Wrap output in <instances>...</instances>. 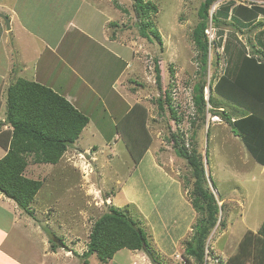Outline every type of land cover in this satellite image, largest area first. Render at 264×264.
Returning <instances> with one entry per match:
<instances>
[{
  "label": "rangeland",
  "instance_id": "1",
  "mask_svg": "<svg viewBox=\"0 0 264 264\" xmlns=\"http://www.w3.org/2000/svg\"><path fill=\"white\" fill-rule=\"evenodd\" d=\"M28 1L36 3L39 0ZM52 1L46 0V3H50L53 10L39 16L37 24L52 23L56 19L54 14L58 10L51 5ZM102 1L108 2L114 9L111 13L107 12L115 21L113 25L110 22L105 24V43H109L107 38L123 41L129 44L130 50H126L125 45L113 47L117 55L123 54V58L115 59L112 65L106 66L108 75L97 81L99 92L96 88H93L94 91L89 88L81 90L80 110L90 117L82 138L57 163H36L32 161V156L29 158L33 166L29 165L26 171L29 168L33 170L44 184L36 200L37 221L46 223V227L54 231L64 245H72L70 239H78L86 243L87 250L95 221L115 205L145 230L160 262L198 264L194 258L190 261L182 259L185 242L191 238L194 226L202 215L192 204L191 168L176 153L170 141V131L178 130L191 149L196 128L192 124L196 117L193 87L200 78L199 51L193 40V30L199 22V8L205 0H150L159 8L152 18L162 35L163 49L157 41L151 42L140 34L133 0ZM229 1L216 0L211 13L220 10L221 5ZM234 1L237 4L264 5V0ZM13 2L15 0H0V4L5 5ZM88 2L98 4L101 0ZM14 7L22 18L26 17V0H16ZM123 8L130 13L126 14ZM6 10L10 12L9 8ZM36 10L38 14L40 10ZM221 17H226V13L221 11ZM114 23H118L119 28ZM45 26L48 27L46 24L42 27ZM234 30V27L217 30L211 26L207 33L213 41L234 33ZM258 30L259 27L249 29L244 26L242 32L236 30V37H232L251 51L252 45L256 44ZM115 31L117 36L112 38ZM14 54L18 51L14 50ZM155 59H159L163 87L170 90L172 103L180 115L179 121L173 118L167 107L164 111L158 107L160 91L155 82ZM209 59L210 81L224 72L227 55L223 47L213 44ZM127 63L130 64L128 67L132 65L128 69L125 66ZM14 82L13 77H8L0 87L1 101ZM205 92L208 97L209 87ZM221 103L227 104L224 105L226 110L233 112L227 101ZM134 105L147 108V127L153 138L139 162L128 149L129 138L117 127ZM5 109L0 114V122L6 119ZM4 128L5 125L0 132ZM133 132L138 133L136 130ZM197 140L204 155L208 150L207 185L219 204L224 205L220 213L222 224L212 230L207 240V247L210 246L204 264H228L244 234L248 230L257 231L264 221V166L254 160L241 138L220 115L208 113L204 126L197 133ZM70 235L73 238H69ZM118 252L115 256L121 250ZM91 256L97 257L96 254ZM82 258L85 259L83 255ZM79 259L77 257V261ZM119 262L115 264L123 263Z\"/></svg>",
  "mask_w": 264,
  "mask_h": 264
},
{
  "label": "trees",
  "instance_id": "2",
  "mask_svg": "<svg viewBox=\"0 0 264 264\" xmlns=\"http://www.w3.org/2000/svg\"><path fill=\"white\" fill-rule=\"evenodd\" d=\"M215 1L205 0L201 4L200 19L193 30V40L199 51L200 78L193 87L196 117L192 124L196 128L191 149L178 130L170 131V141L176 153L191 168L192 204L202 215L194 226L191 238L185 242L183 255L184 260L194 258L198 264L207 262L210 246L207 247V240L212 230L222 224L220 213L224 206L219 204L207 185L208 150L204 155L197 140V133L204 126L208 113L222 116L244 142L254 160L264 166V5L237 4L231 0L211 13ZM133 9L140 34L151 42L157 41L163 49L162 35L152 18L159 12L158 6L150 0H133ZM221 11L226 13V17H221ZM211 26L217 30L228 27L235 30L226 37L220 36L211 41L207 33ZM244 26L249 29L259 27L256 44L252 45L251 51L232 37H236V30L242 32ZM213 44L223 47L227 65L220 76L209 81V55ZM155 61V82L160 91L158 107L161 111L167 107L173 118L179 121L180 115L172 103L170 90L163 87L159 59ZM207 87L210 89L208 97L205 92ZM221 99L231 105L233 112L226 110L224 105L227 104L221 103ZM147 119V108L134 105L117 123L118 131L129 138V144H126L136 162L141 161L153 140ZM89 122L88 115L53 88L38 81L17 79L7 92L5 124L10 127L0 132V145L8 149L0 159V193L16 201L28 214H33L31 203L43 181L26 176L29 158L32 156V161L36 163H57ZM134 130L138 133L135 134ZM89 237L88 249L83 254L85 261L96 254L102 264H107L122 249L150 251L159 260L145 230L115 205L95 221ZM228 264H264V221L257 231L248 230L244 234Z\"/></svg>",
  "mask_w": 264,
  "mask_h": 264
},
{
  "label": "crops",
  "instance_id": "3",
  "mask_svg": "<svg viewBox=\"0 0 264 264\" xmlns=\"http://www.w3.org/2000/svg\"><path fill=\"white\" fill-rule=\"evenodd\" d=\"M14 3L16 0L10 5L0 4V13L9 18L11 25V29H8L5 20L0 17V87L8 77H13L15 81L19 78L38 81L64 95L80 110L81 90L89 88L94 91L93 88H96V92H99L97 81L108 75V67L115 59L123 58V54L117 55L113 47L125 45L126 50H130L129 44L126 45L123 41L107 38L109 43H105V24L110 22L113 25L115 22L112 21V14H109L114 9L102 0L98 4L88 0H53L51 5L58 10L54 14L56 19L52 23L37 24L39 16L45 11L53 10L50 3L47 4L46 0L36 3L26 0L27 12L24 18L15 10ZM7 7L10 12L6 10ZM36 9L41 12L37 14ZM128 13L130 11L126 12ZM43 24L48 27H42ZM116 25L119 28L120 25ZM118 31L119 29L117 33ZM117 33L115 31L112 38ZM14 50L18 54L15 55ZM129 65H125L126 69L132 66L128 67ZM3 108L7 110L6 95H3L0 104V114H3ZM2 120L0 129L3 125L7 129L9 126L5 124L6 119ZM84 132L75 143L82 138ZM6 153V148L0 145V159ZM26 176L40 179L30 168L26 171ZM37 197L38 194L30 208L33 214H28L13 199L0 193V264H102L96 256H90L87 261L82 258L86 243L70 239L72 245H64L60 237L46 227V223L37 221ZM185 231L187 230H184V234ZM69 238L73 237L70 235ZM143 253L142 250L122 249L121 257L120 254L114 255L107 264L119 261L122 264H152L147 253ZM77 257L80 258L79 261ZM93 259L96 261L93 262Z\"/></svg>",
  "mask_w": 264,
  "mask_h": 264
},
{
  "label": "water",
  "instance_id": "4",
  "mask_svg": "<svg viewBox=\"0 0 264 264\" xmlns=\"http://www.w3.org/2000/svg\"><path fill=\"white\" fill-rule=\"evenodd\" d=\"M0 17H2L5 20V22L7 24V28L8 29H11V25H10L9 18L5 14H3V13H0ZM146 253H147L149 259L151 260L152 264H163L162 262H160L159 260H157L150 251H147Z\"/></svg>",
  "mask_w": 264,
  "mask_h": 264
},
{
  "label": "built area",
  "instance_id": "5",
  "mask_svg": "<svg viewBox=\"0 0 264 264\" xmlns=\"http://www.w3.org/2000/svg\"><path fill=\"white\" fill-rule=\"evenodd\" d=\"M182 259H183V257H182Z\"/></svg>",
  "mask_w": 264,
  "mask_h": 264
},
{
  "label": "clouds",
  "instance_id": "6",
  "mask_svg": "<svg viewBox=\"0 0 264 264\" xmlns=\"http://www.w3.org/2000/svg\"><path fill=\"white\" fill-rule=\"evenodd\" d=\"M210 90V89H209ZM184 259V258H183Z\"/></svg>",
  "mask_w": 264,
  "mask_h": 264
}]
</instances>
